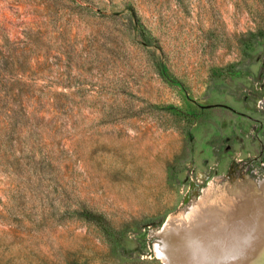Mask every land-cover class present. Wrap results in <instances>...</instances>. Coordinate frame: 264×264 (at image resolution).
<instances>
[{
  "label": "rangeland",
  "instance_id": "374dc122",
  "mask_svg": "<svg viewBox=\"0 0 264 264\" xmlns=\"http://www.w3.org/2000/svg\"><path fill=\"white\" fill-rule=\"evenodd\" d=\"M168 221L264 264V0H0V264H167Z\"/></svg>",
  "mask_w": 264,
  "mask_h": 264
},
{
  "label": "bare ground",
  "instance_id": "6f19581e",
  "mask_svg": "<svg viewBox=\"0 0 264 264\" xmlns=\"http://www.w3.org/2000/svg\"><path fill=\"white\" fill-rule=\"evenodd\" d=\"M253 212H255V211H253ZM187 222H188V220H187ZM172 224H173V222H172ZM172 224L170 221L166 222V224L163 226V228L158 232V233L163 234L162 237H165V239L163 240V242L165 244L164 247H162V246L158 247L156 245L158 255H160L161 257L165 256L164 260L167 264H168V262L171 261L170 260L171 257L169 256V254L171 253V247H170V244L168 243V240H166V238H167L168 233L172 231ZM184 224H182V226ZM255 224H259V223H255ZM245 227L246 226H237V227H234V226L230 227L229 226V227H227L228 238L220 246H216L214 244H208L205 246H201L200 243L198 242L196 236H193L194 234L189 235L185 241H186L187 247H189L191 250V257H190L191 258L190 259L191 264H197L200 261H201V264H218V263L221 264L222 257L225 255L226 256L224 258H226L228 256H229V258L231 257L232 260L237 258V261L235 260V262L233 264H248V262L250 261L248 256L250 255L249 253H250V250L252 249V246H253V241H252L253 239H250V236H249L252 232L250 234H248V232H247L249 227H248V229L246 228L247 230H245ZM193 229H195V228L193 227ZM257 229H256V232H257ZM176 230H177V228H176ZM180 230H181V228H180ZM249 230H251V229H249ZM178 232H179V229H178ZM260 234L262 235V233H260ZM251 236H252V234H251ZM258 237H255V239ZM186 251H184V252H186ZM227 254H228V256H227ZM229 258H226V259H229ZM188 263H189V261H188ZM222 264H224V263H222Z\"/></svg>",
  "mask_w": 264,
  "mask_h": 264
}]
</instances>
